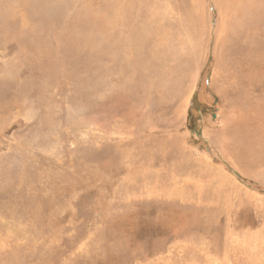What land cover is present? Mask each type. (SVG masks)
Here are the masks:
<instances>
[{
	"label": "rangeland",
	"instance_id": "obj_1",
	"mask_svg": "<svg viewBox=\"0 0 264 264\" xmlns=\"http://www.w3.org/2000/svg\"><path fill=\"white\" fill-rule=\"evenodd\" d=\"M224 1L0 0V264H264V9Z\"/></svg>",
	"mask_w": 264,
	"mask_h": 264
},
{
	"label": "bare ground",
	"instance_id": "obj_2",
	"mask_svg": "<svg viewBox=\"0 0 264 264\" xmlns=\"http://www.w3.org/2000/svg\"><path fill=\"white\" fill-rule=\"evenodd\" d=\"M139 3H144L145 6H149L148 9V16L149 19L151 17L155 18L156 16V12L155 9H152L153 4H156L158 7L160 6L159 4L161 3L160 0H116V3H114V9L113 7H111V13H109V15L114 17V21H110L109 25H117L121 23V20L126 18L128 21V17L129 14H127V12H123L124 9L126 10H130V8H132L133 4L137 5ZM160 2V3H159ZM222 3V2H221ZM220 3V4H221ZM223 3H226V11L227 13L232 17V23H235L238 25H242L239 21L240 19H237V17L239 16H243L246 19H251V16H254L255 14H258L259 10L264 9V0H236L235 2L233 1V3H231V0H226ZM218 5V4H217ZM224 5V4H223ZM222 5V6H223ZM132 6V7H131ZM224 6V8H225ZM221 7V5H220ZM223 9V8H222ZM137 11V10H136ZM132 12V11H131ZM129 13V12H128ZM144 13V11L142 12ZM218 13L219 10H218ZM105 15V14H104ZM103 16V15H102ZM104 19V18H103ZM109 19V18H108ZM107 21V20H106ZM125 21V20H124ZM126 21V22H127ZM220 21V20H219ZM114 22V24H113ZM244 22V21H243ZM125 25V24H124ZM102 26V25H101ZM127 26V25H126ZM130 26V25H129ZM112 27V26H111ZM124 27H122L123 30ZM118 31V29H117ZM124 31V30H123ZM122 31V33H123ZM128 32V30H127ZM117 33V32H116ZM120 33V32H119ZM8 34V33H7ZM118 35V33L116 34ZM127 35V34H126ZM115 36V33H114ZM132 36V35H130ZM127 37V36H126ZM129 40V39H128ZM113 41V40H112ZM114 42V41H113ZM124 42V41H123ZM219 42V41H218ZM109 44V43H107ZM44 45V44H43ZM22 49V48H21ZM24 50V49H22ZM17 101V100H16ZM1 253V252H0ZM11 260V259H10Z\"/></svg>",
	"mask_w": 264,
	"mask_h": 264
}]
</instances>
